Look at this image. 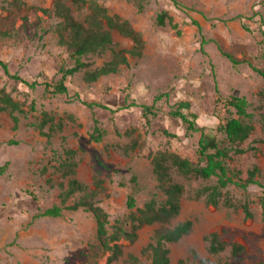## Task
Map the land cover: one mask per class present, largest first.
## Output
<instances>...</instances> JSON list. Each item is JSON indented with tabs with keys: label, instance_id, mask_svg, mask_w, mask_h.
Returning a JSON list of instances; mask_svg holds the SVG:
<instances>
[{
	"label": "rangeland",
	"instance_id": "374dc122",
	"mask_svg": "<svg viewBox=\"0 0 264 264\" xmlns=\"http://www.w3.org/2000/svg\"><path fill=\"white\" fill-rule=\"evenodd\" d=\"M52 1L23 0L28 7L45 9ZM177 1L179 5L172 0H99L109 15H118L140 32L143 49L139 56L126 53L127 64L95 81L87 82L84 70L68 77L64 83L67 93L49 92L39 84L50 79L58 65L72 63L64 46L57 43L51 15L28 8L26 36L18 40L0 33V59L11 73L37 83L34 88L14 84L0 69V90L4 88L19 104V110L0 112V164L8 163L0 174V264H86V249L95 232L90 213L64 209L58 217L36 216L51 205H68L75 198L72 196L64 204L60 201L58 182L63 179L57 166L62 150L75 151L76 177L89 188H93L95 175L101 179L103 189L96 198L113 232L130 211L125 204L127 187L119 182L127 181L132 173L137 175L138 207L155 190L149 156L152 151L167 148L196 162L199 133L185 135L168 112L181 105L183 112L196 115L199 126L214 127V86L223 96H244L247 110L253 114L254 129L239 145L249 150L241 154L231 151L225 160L227 167L244 179L246 171L256 164L260 169L256 178L264 185V95H258L263 82L248 64L264 69V0ZM7 2L0 0V16L6 15ZM138 3L142 4L140 10ZM161 11L172 18L176 28L167 19L163 25L156 22ZM191 19L211 40L202 47ZM20 23L18 20L16 26ZM36 23L41 38L32 34ZM3 29L0 27V31ZM112 38L120 48L131 47V42L116 31ZM220 50L239 63L232 64ZM110 59L109 49L83 57L91 68ZM159 94L161 98L155 100ZM80 100L106 108H89ZM130 101L145 105L154 102L159 108L148 127L139 109L127 105ZM13 115L17 117L16 124ZM44 117L47 119L43 128H37ZM93 118L106 130L97 142L89 139ZM161 128L174 132L176 137L164 136ZM216 138L222 146L228 144L221 134ZM213 183L215 178L211 177L194 181L190 187ZM222 193L218 206L203 198L181 199L176 220L191 219L193 225L189 234L169 245L171 264H264V206L258 201L264 192L257 185L242 188L230 184ZM224 196L234 203L247 202L253 216L245 217L240 208L224 206ZM156 226L140 228L132 243L123 237L118 242L125 252L137 254ZM213 231L227 246L217 256L220 260L206 251L204 237ZM233 242L244 247L236 258L229 257ZM98 264H106V255Z\"/></svg>",
	"mask_w": 264,
	"mask_h": 264
},
{
	"label": "trees",
	"instance_id": "16d2710c",
	"mask_svg": "<svg viewBox=\"0 0 264 264\" xmlns=\"http://www.w3.org/2000/svg\"><path fill=\"white\" fill-rule=\"evenodd\" d=\"M172 2L176 5L180 4L177 0H172ZM137 5L138 10L142 9L141 3ZM28 8L49 14L55 19L54 31L57 35V43L64 46L68 58L72 61L71 65H58L55 74L50 79L39 83L46 91L67 93L64 85L65 80L81 70H84L87 82L114 73L121 64H127L126 53L139 56L143 49L140 32L118 15H109L99 0H53L48 9L36 6L28 7L23 0H8L7 13L0 16V27L4 28L0 33L3 36L15 37L18 40L26 36L25 23ZM165 19L172 28L177 27V24L172 21L171 17L167 16L165 11H161L156 16V22L159 25H163ZM18 20H21V23L16 26ZM191 23L197 27L201 47L206 42L211 41L204 37L196 20L191 19ZM39 30V23H36L33 28V36L41 38L42 33H38ZM113 31L129 40L131 47L129 49L118 47L112 38ZM108 49L111 51V59L100 67L91 68V63L83 60L85 56L99 55ZM220 52L232 64L239 63L231 54L222 50ZM242 62L248 61L243 60ZM248 64L262 79L263 88L258 95L263 96L264 69L254 67L249 62ZM0 69L14 84L20 82L29 88H34L37 84L35 81L29 83L16 73H11L7 63L1 59ZM214 92L213 116L217 120L214 127L199 126L196 123V115L183 112L181 105L168 112V116L179 123L185 135L199 133L196 162L194 163L167 148L152 151L149 156L151 173L155 180V190L149 194L142 206L138 207L136 206V195L140 187L137 175L132 173L127 181H120V185L127 187L125 204L130 211L125 222L115 226L113 232L109 231L108 215L96 198L99 191L103 189L102 181L95 175L92 179L93 188H89L76 177L77 162L75 151L71 148H64L62 150L63 156L58 161L57 170L63 179L58 182V186L61 204H64L72 196L75 198L68 205H51L36 216L58 217L61 216L64 209L72 211L81 209L90 213L94 221L95 232L86 249V264H98L104 255H106V264H171L169 245L189 234L193 225L191 219L176 220L180 214L182 198H203L206 203L218 206L223 194L222 189L230 184L242 188L248 185H257L264 192V185L256 178L260 174V169L256 164L246 171V177L242 179L225 163L231 151L241 154L249 150V148L239 147L254 129L253 114L247 110V99L237 94L223 96L216 86H214ZM161 96L162 94L157 95L155 100ZM80 102L89 108H106L99 103L82 100ZM154 102L151 105H145L130 101L127 105H133L139 109L143 123L148 127L151 119L156 117L159 112V108L154 105ZM16 110H19V104L13 100L9 92L2 88L0 90V112ZM43 114L45 116V113ZM45 119L47 117H44V120L37 124V128H43L46 123ZM12 120L16 124L17 117L13 115ZM160 132L166 137H176L174 132L165 128H161ZM44 134L48 136V133ZM105 134L106 130L99 125L96 118H93L89 139L97 142ZM217 134L224 136L228 144L222 146L216 138ZM8 142L16 143V141L11 140ZM7 165V162L0 164V174L5 172ZM211 177L215 178V183L190 187L194 181L206 180ZM258 201L261 206H264L263 195L258 196ZM222 202L224 206L240 208L245 217L253 216L247 202L234 203L227 196L223 197ZM261 218L264 220V211L261 212ZM154 224L157 226L153 228L148 241L140 247L137 254L124 251L122 244L118 242L120 237L132 243L137 239V232L140 228ZM204 239L206 251L212 256L217 257L227 247L215 231L205 235ZM243 251V245L233 242L230 244L229 257L236 258ZM217 258L219 259V257Z\"/></svg>",
	"mask_w": 264,
	"mask_h": 264
}]
</instances>
